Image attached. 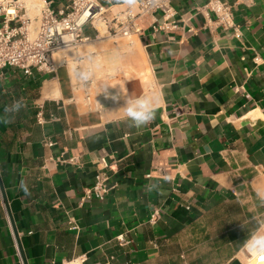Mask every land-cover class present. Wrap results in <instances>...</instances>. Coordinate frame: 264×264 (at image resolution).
<instances>
[{
    "label": "crops",
    "instance_id": "0c3cea01",
    "mask_svg": "<svg viewBox=\"0 0 264 264\" xmlns=\"http://www.w3.org/2000/svg\"><path fill=\"white\" fill-rule=\"evenodd\" d=\"M222 1L233 26L209 0H171L174 28L160 10L131 35L86 26L93 40L71 60L57 51L54 72L0 71V264L23 261L13 224L28 264H246V241L264 232V0ZM103 2L109 18L129 6ZM71 66L91 67L93 83ZM105 87L160 96L155 118L129 127ZM103 157L111 189L81 203ZM153 182L164 195L146 190Z\"/></svg>",
    "mask_w": 264,
    "mask_h": 264
},
{
    "label": "built area",
    "instance_id": "2783aa9c",
    "mask_svg": "<svg viewBox=\"0 0 264 264\" xmlns=\"http://www.w3.org/2000/svg\"><path fill=\"white\" fill-rule=\"evenodd\" d=\"M42 6L35 16L28 14L29 6L26 0H0V71L8 67L21 69L26 74H32L37 68L43 72H54L58 64L54 54L63 49H75L85 42L93 40L84 34V28L91 26L100 34V27L112 36L131 35L141 30L137 19L154 14L160 10L165 19L162 27L174 28L175 21H170L175 15L171 0H136L124 11L113 18L105 15L107 7L103 0H70L62 8L53 6V0H42ZM216 16L215 21L224 26H233L232 6L222 0H209L206 5ZM136 7L138 10H136ZM98 35L95 36L97 38ZM93 78L84 86H90ZM88 90V89H86ZM89 99V94L86 93ZM54 117V116H53ZM37 120L44 123L43 108L41 107ZM46 145H52L50 140ZM71 162H77V157H71ZM94 183L84 188L80 202L93 197L104 198L110 191L111 164L103 157L99 160ZM151 174H148L150 176ZM158 212H154L151 220H155ZM73 224L72 228H76ZM123 239L120 236V240ZM264 264L250 254L246 263ZM21 264H24L21 260ZM108 264V262L104 263Z\"/></svg>",
    "mask_w": 264,
    "mask_h": 264
},
{
    "label": "clouds",
    "instance_id": "9594fccd",
    "mask_svg": "<svg viewBox=\"0 0 264 264\" xmlns=\"http://www.w3.org/2000/svg\"><path fill=\"white\" fill-rule=\"evenodd\" d=\"M123 2L131 6L135 4L136 0H123ZM96 67H99V65H96ZM69 71L70 74L74 75L79 81L85 84L93 77V70L91 67L81 70L73 66L69 69ZM108 89L109 87H105L100 94L103 93L106 99L110 98L114 103H119L123 100V106L119 109L123 110L125 121L129 127L141 128L143 126H147L155 118L156 107L159 105L161 100L160 96L145 95L137 97L129 96L124 98L120 91L116 94H111ZM97 103L100 104L98 101ZM23 107L24 103L17 100L5 108V113L8 116H13L14 114L19 113ZM163 180L165 183H172L173 177L165 176ZM21 189L25 194H28V188L23 182H21ZM146 190L149 192L156 191L161 195H164L162 186L159 183H149ZM256 195L260 203L264 204V189H258ZM246 248L252 256L264 259V232L253 233L246 241Z\"/></svg>",
    "mask_w": 264,
    "mask_h": 264
},
{
    "label": "bare ground",
    "instance_id": "6f19581e",
    "mask_svg": "<svg viewBox=\"0 0 264 264\" xmlns=\"http://www.w3.org/2000/svg\"><path fill=\"white\" fill-rule=\"evenodd\" d=\"M35 10H39V9H35ZM102 31H104L103 30V28L101 29ZM102 33H104V32H102ZM83 45V44H82ZM91 53V52H90ZM73 54H74V50L73 49H70V48H68V49H64V51H61V52H59V53H57V55L61 58V57H63V58H67V59H69V60H71L72 59V56H73ZM75 61V60H74ZM70 63H73L72 61L70 62ZM77 63V62H76ZM72 65V64H71ZM74 65H76L75 64V62H74ZM71 67H73V66H71ZM76 67V66H75ZM243 252H246V251H243ZM246 254V253H245ZM247 255V254H246ZM248 256V255H247ZM246 264H253V263H246Z\"/></svg>",
    "mask_w": 264,
    "mask_h": 264
},
{
    "label": "water",
    "instance_id": "95a60500",
    "mask_svg": "<svg viewBox=\"0 0 264 264\" xmlns=\"http://www.w3.org/2000/svg\"><path fill=\"white\" fill-rule=\"evenodd\" d=\"M0 184H1V189H2V191H3V193H4V197H5V199H6V194H5V192H4V188H3V185H2L1 179H0ZM8 210H9L8 212H9V215H10L11 222L14 223V222H13L12 215H11V211H10L9 207H8ZM13 226H14V233H15V235H16V237H17V240H18V243H19V247H20V250H21V253H22V258H23L24 264H28V263H27V260H26V257H25V255H24V252H23V250H22L20 240H19V238H18V232H17L16 227H15L14 224H13Z\"/></svg>",
    "mask_w": 264,
    "mask_h": 264
},
{
    "label": "rangeland",
    "instance_id": "374dc122",
    "mask_svg": "<svg viewBox=\"0 0 264 264\" xmlns=\"http://www.w3.org/2000/svg\"><path fill=\"white\" fill-rule=\"evenodd\" d=\"M26 2L28 4V6L30 7V15L31 16H35V14H37L39 12V10H35L36 8L33 7V5H37L38 7H41L43 4L42 0H26Z\"/></svg>",
    "mask_w": 264,
    "mask_h": 264
}]
</instances>
